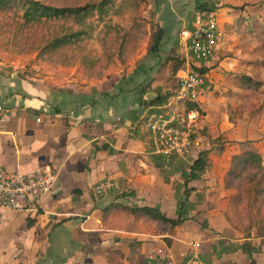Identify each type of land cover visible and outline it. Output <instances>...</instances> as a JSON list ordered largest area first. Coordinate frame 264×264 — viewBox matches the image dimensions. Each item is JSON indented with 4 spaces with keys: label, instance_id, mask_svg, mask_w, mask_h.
Masks as SVG:
<instances>
[{
    "label": "crops",
    "instance_id": "0c3cea01",
    "mask_svg": "<svg viewBox=\"0 0 264 264\" xmlns=\"http://www.w3.org/2000/svg\"><path fill=\"white\" fill-rule=\"evenodd\" d=\"M187 2L155 0V23L164 28L158 51H142L113 79L85 84L71 78L56 85L0 69V103L6 109L0 122V167L27 172L49 164L55 175L36 212L0 208V264H148L155 258L182 264L193 243H198L200 264H245L249 255L264 264V241L253 232L251 238L235 240L231 249L218 246L220 240L229 245L224 236L212 234L227 227L230 198L223 180L240 145L225 144L220 150L228 162L208 160L206 172L189 181L187 186L195 189L186 199L183 174L200 150L208 149V157L212 153L211 146L196 143L206 137H195L198 149L193 147L194 158L183 168L184 160L170 164L156 153L142 128L144 113L157 106L146 107L141 99L166 93L161 64L173 48L182 53L178 32L192 25L185 14L190 8L183 9ZM235 129L241 135L242 128ZM252 144V149L261 145ZM214 185L222 193L216 204L207 205ZM120 205L158 207L169 218L182 212L186 219L173 233H162L155 221L136 218Z\"/></svg>",
    "mask_w": 264,
    "mask_h": 264
},
{
    "label": "rangeland",
    "instance_id": "374dc122",
    "mask_svg": "<svg viewBox=\"0 0 264 264\" xmlns=\"http://www.w3.org/2000/svg\"><path fill=\"white\" fill-rule=\"evenodd\" d=\"M40 1L60 7L102 3L103 9L102 11L89 9L87 11L89 13H84V16L80 17L68 14L38 23H27L23 18L21 0H12L5 7L6 9L0 7L1 70L15 72L21 77L46 79L56 85L71 78H76L79 82L83 80L85 84L102 78L113 79L122 75L146 49L149 34L157 25L155 0ZM188 2L183 9L190 8V13L187 11L185 13L191 17L189 25L203 13H207L197 9L199 4L207 3L213 8L211 12L215 13L224 38L223 44L219 45L213 58L208 63L201 64L207 68V73L203 94L198 99V104H201V120L196 137L203 134L206 138L204 140L200 138L196 143L211 146L212 153L207 157L209 161L228 162V158H223L220 151L224 150L225 144L230 147L240 145L236 149V155L252 150L263 155L264 158L262 145L264 142V0H188ZM78 30L85 32L76 41L51 49L50 45L54 37H61ZM177 44L182 49L179 42ZM131 50L135 52L129 56ZM181 55L185 58L183 50ZM190 65H192L191 61ZM182 67H185V64ZM242 77L261 81V85L256 87L250 83L251 86L247 88L249 90L243 89L240 83ZM169 92H172L171 88L166 91ZM208 101L210 106L205 109L204 105ZM202 121H204L203 128H201ZM239 126L242 128L241 135L238 129H235ZM225 132L227 135L223 136L222 133ZM237 135L245 139H239ZM259 141L261 145L257 149L260 148L261 152L252 149V142ZM196 149L198 147H194V151ZM194 155L172 158L170 164L184 160L182 164L184 168ZM232 157L229 159L227 172L231 170ZM227 172L223 187L224 189H227L228 185L231 187L226 194H229V198L233 200L235 193L239 192L240 204L236 208L231 202L228 204L224 217L227 223L225 230L221 232L212 230L213 235L224 236L229 242L226 246V241H219L221 244L218 243V246L223 249L234 248L235 240L247 236L251 238L252 232L257 237V225L264 221L262 202L264 184L257 195L252 189L243 191L237 184L242 177L235 178L234 174ZM243 173L241 172V176ZM221 193L219 186H212L209 191L211 200L207 201V205L216 204L217 197ZM200 197L198 194L197 198ZM199 201L201 200L198 199L197 203ZM250 227L251 230L248 232ZM260 240L264 241V238ZM243 244L253 249L250 247L251 241H245ZM199 259L198 264H200Z\"/></svg>",
    "mask_w": 264,
    "mask_h": 264
},
{
    "label": "built area",
    "instance_id": "2783aa9c",
    "mask_svg": "<svg viewBox=\"0 0 264 264\" xmlns=\"http://www.w3.org/2000/svg\"><path fill=\"white\" fill-rule=\"evenodd\" d=\"M217 17L213 12L203 13L190 27L178 32L179 44L185 53V67L178 70L175 96L160 107L144 113L142 128L148 134L150 144L156 153L162 154L166 162L172 158H186L194 147L200 128L201 112L187 108L189 102L198 103L203 94L206 74L193 67H202L213 58L224 38ZM190 61L192 65H190ZM6 116V109L0 103V122ZM55 179L52 167L43 165L27 172L9 171L0 167V208L17 211H37V204ZM107 183L97 188L109 187ZM198 243H193L185 254L182 264H198ZM148 264H162L158 258Z\"/></svg>",
    "mask_w": 264,
    "mask_h": 264
},
{
    "label": "trees",
    "instance_id": "16d2710c",
    "mask_svg": "<svg viewBox=\"0 0 264 264\" xmlns=\"http://www.w3.org/2000/svg\"><path fill=\"white\" fill-rule=\"evenodd\" d=\"M12 0H0V7L3 9L9 5ZM22 8H23V18L27 23L33 22L38 23L42 22L46 19H51L54 17H62L68 14H72L75 17L84 16V13H89L87 11L90 10H100L103 9V4L100 3L98 5H86V6H71V7H60L53 6L50 4H44V2L40 0H21ZM4 5V6H2ZM6 9V8H5ZM197 9H201L204 12H211L213 10L212 6L207 5V3H201L197 6ZM84 30H78L61 37H54L53 42L51 43V49L60 48L62 45L76 41L81 34H83ZM164 35V28L160 25H156V28L152 30L149 34V38L146 45V53H155L158 51L159 46L161 44L162 37ZM135 50H131L128 55L131 56ZM185 64V58L182 57L181 53L178 52L177 47L173 48L169 54L166 56L165 60L161 64V71H166V86L171 88L172 92L169 93H160L157 94L151 100L141 99V102L146 106H163L165 105L169 99L175 96V90L177 87V72L178 70ZM195 70L206 74L207 68L205 66L202 67H193ZM243 89H247L249 86L255 85L256 87L261 85V81H256L250 77H244L242 79ZM251 83V85H250ZM254 88V87H252ZM245 90V91H246ZM187 108H195L201 112L200 105L196 102H189L186 104ZM139 125V124H138ZM136 125V128H138ZM208 149H202L197 153L196 158L192 161L189 167V171L185 174L183 179L184 195L186 199L188 195L195 189L194 187H188V183L192 179H196L203 175L206 172L208 166ZM231 170L227 173L234 174L235 178L242 177L238 181V186L243 191L255 190L256 195L258 194V190L260 187H263L264 184V158L256 151L247 150L240 154L234 155L231 160ZM241 172L243 176H241ZM231 186V185H230ZM229 185L227 189H230ZM240 193H235V200L233 198L230 199V202L233 204L234 208H236L240 204ZM242 197V196H241ZM264 203V199L262 200ZM262 203V205H263ZM182 206V204H181ZM122 209L128 210L132 216L139 218L145 217L147 219L153 220L157 223L158 230L162 233L168 232L173 233L174 227L180 223H182L186 218L182 216V212L177 214L176 218H169L166 216L164 212H162L158 207H150V206H123L120 205ZM107 211V210H105ZM259 212V210H258ZM251 230V227L248 229V232ZM257 237H264V221L259 222L256 230ZM169 242L170 240L167 239ZM245 264H257L256 260L249 255V258L246 260Z\"/></svg>",
    "mask_w": 264,
    "mask_h": 264
}]
</instances>
